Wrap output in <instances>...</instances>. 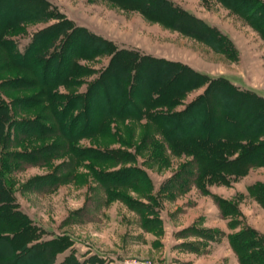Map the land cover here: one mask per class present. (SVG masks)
I'll return each instance as SVG.
<instances>
[{
  "label": "rangeland",
  "instance_id": "obj_1",
  "mask_svg": "<svg viewBox=\"0 0 264 264\" xmlns=\"http://www.w3.org/2000/svg\"><path fill=\"white\" fill-rule=\"evenodd\" d=\"M43 1L48 10L62 14L73 26L85 28L119 48L178 61L208 77H225L235 86L264 98V44L250 27L216 0L169 1L229 40L235 56L232 58L149 21L136 10L121 9L104 0ZM2 7L15 6L4 0ZM55 22H23L4 37L15 41L22 51L36 31ZM52 49L47 47L48 52ZM108 58L107 54H100L79 62L97 74ZM95 73L82 76L78 85H59L56 89L67 94L83 92ZM204 87L186 92L176 109H181ZM26 95H30V90L18 89L5 96L13 123L38 121L42 107L25 106L20 99ZM13 123L8 124V147L0 149L1 158H6L9 167L2 174L9 179L6 185L17 209L37 228L36 241L63 238L64 246L54 254L51 264H58L69 255L78 261L95 257L96 264H239L228 236L243 225L264 235V208L246 191L248 185L264 182V166L251 167L228 185H207L208 193L192 185L183 192H164L166 180L189 158L174 156L168 150L166 162L154 158L150 146L141 144L139 128L130 120L111 124L118 135H72L70 139L54 134L56 130L34 135L37 126L15 127ZM77 148H98L100 152L118 149L128 152L126 157L130 160H103L87 152L77 154ZM17 152H31L37 159L21 163L14 155ZM132 165L145 172L149 190L126 185L109 188L97 178L99 173ZM45 176L48 177L40 181ZM144 193L151 198L147 200ZM219 199L235 206L238 215L227 214ZM128 200L143 203L148 211L141 214L126 204ZM7 251L8 245L0 244L2 257L7 256ZM24 255L10 264H39L36 252Z\"/></svg>",
  "mask_w": 264,
  "mask_h": 264
},
{
  "label": "trees",
  "instance_id": "obj_2",
  "mask_svg": "<svg viewBox=\"0 0 264 264\" xmlns=\"http://www.w3.org/2000/svg\"><path fill=\"white\" fill-rule=\"evenodd\" d=\"M104 1L121 9L136 10L149 21L235 57L229 40L169 0ZM216 1L238 16L264 44L263 1ZM9 2L15 7L0 9V149L8 147V124L13 123L5 96L23 89L30 90V95L20 99L25 106L42 109L36 117L38 121L20 120L13 124L37 126L34 135L56 130L54 134L68 139L72 135L112 136L119 134L112 131V123L130 120L139 128L141 144L150 146L154 158L166 162L167 150L174 156H187L189 159L178 172L166 180L164 192H183L192 185L208 193L207 185H228L251 167L264 166V98L254 91L239 88L222 76L208 77L178 61L119 48L85 28L73 26L62 14L52 13L54 10H48L43 0ZM46 19L56 22L36 31L22 51L15 41L4 37L20 23ZM49 46L53 49L48 52ZM100 54L109 58L97 74L79 62ZM90 72L96 75L86 82L83 92L57 91L59 85H78L82 76ZM201 85L205 87L200 94L176 109L186 92ZM72 111L74 114L70 115ZM74 150L103 160H130L126 157L128 152L118 149ZM14 155L21 163L37 159L31 152ZM1 157L0 154V244H7L8 251L5 257L0 254V264L20 261L24 254L34 252L39 264H51L54 254L64 246L63 238L36 241L37 228L13 202L12 191L6 185L9 179L2 174L9 171L8 163ZM97 178L109 188L126 185L137 190L150 189L145 172L133 165L99 173ZM246 191L264 208V182L248 185ZM143 197L151 198L149 193ZM219 200L227 214L238 215L230 202ZM125 202L141 214L148 211L143 203ZM228 242L239 264H264V235L255 229L243 225L228 236ZM96 262L95 257L78 261L69 255L58 264Z\"/></svg>",
  "mask_w": 264,
  "mask_h": 264
}]
</instances>
